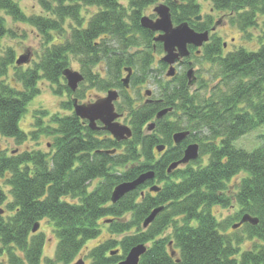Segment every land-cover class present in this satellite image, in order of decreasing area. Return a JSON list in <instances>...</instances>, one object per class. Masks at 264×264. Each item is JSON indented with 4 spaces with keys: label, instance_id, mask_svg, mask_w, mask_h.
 <instances>
[{
    "label": "trees",
    "instance_id": "trees-1",
    "mask_svg": "<svg viewBox=\"0 0 264 264\" xmlns=\"http://www.w3.org/2000/svg\"><path fill=\"white\" fill-rule=\"evenodd\" d=\"M127 1L129 8L120 0H39L52 16L46 18L28 17L16 1L0 0L1 12L37 29L46 44H52L39 64L24 72L15 67L14 55L0 61V136L15 140L17 145L42 135L54 138L49 153L28 150L8 155L0 150V178L12 197L7 204L8 195L0 188V264H42L45 236L32 231L44 220L53 224L58 240L55 260L47 259L46 264H72L89 241L101 237L102 221L110 236L90 251L92 264H119L134 247L143 244L151 247L140 264H264V137L253 152L234 146L264 126V45L257 52L242 48L224 55L221 39L212 36L194 58L197 64L205 62L216 68L215 73L209 72L213 74L211 84L202 81L192 91L181 75L158 81V96L152 104L144 103L134 110L125 101L131 108L133 132L128 141L118 143L107 132L92 131L75 114L54 117L52 125H45L37 116L32 131L22 130L20 123L27 108L40 93L38 82L61 86L71 57L81 65L84 82L102 93L111 89L126 92L122 85L126 68L139 71L131 79L130 89L134 90L143 79L156 81V75L162 74L166 65L161 61L159 70L151 67L155 61L154 34L140 24L142 12L157 0ZM211 2L219 12L235 13L231 23L243 32L256 27L258 17L264 16V0ZM166 5L175 25L188 23L196 32L211 30V17L195 22L201 12L196 0H167ZM87 8L98 12L85 23L82 11ZM67 21L72 23L69 39L55 42L59 38L53 34L62 33ZM11 35L0 15V43ZM142 45V50L130 53ZM156 47L163 52L161 44ZM11 66L14 76L8 84L4 79ZM102 66L107 69L105 79L96 72ZM63 89L73 94L67 86ZM124 100L132 98L127 94ZM65 106L73 110L72 102ZM168 108L173 112L156 121L155 131L146 134L144 127ZM180 131H189L190 136L175 146L172 137ZM192 143L200 144L198 161L169 174V167L182 160L186 146ZM162 144L167 149L158 154L156 147ZM113 150L114 154L109 153ZM204 156L208 163L201 166ZM147 172H154L155 179L112 204L116 186ZM96 181L97 186L89 192ZM154 184L161 186L159 192L144 194ZM235 205L238 211L224 222L213 214L214 207L231 209ZM159 207L163 211L144 229L145 219ZM7 212L11 213L8 217ZM128 214L130 220L125 219ZM244 215L257 218L259 223L245 224L239 228L240 234L232 227ZM169 228L172 233L166 236ZM228 229L233 232L227 234ZM133 231L135 235L121 241L114 238ZM246 239L253 244L242 252ZM171 243L177 258L170 255ZM117 248L119 254L113 255Z\"/></svg>",
    "mask_w": 264,
    "mask_h": 264
},
{
    "label": "rangeland",
    "instance_id": "rangeland-1",
    "mask_svg": "<svg viewBox=\"0 0 264 264\" xmlns=\"http://www.w3.org/2000/svg\"><path fill=\"white\" fill-rule=\"evenodd\" d=\"M18 3L20 6L22 12L28 16H42V17H52L49 13H46L42 7L40 6L39 0H14ZM196 2L201 7L200 15L206 20L208 17H211L213 19V23L216 22L220 24L217 26L215 31V36L221 39V42L224 48V55H227L231 52H235L239 49H245L248 52H257L261 46L264 45V16H259L257 19V26L248 29L246 32L241 31L236 25L234 26L231 23L232 17H237L235 13L230 12H219L215 10L213 3L211 0H196ZM120 4L125 7L129 8V3L127 0H120ZM167 0H157L156 3L146 8L142 14V17H149L150 19L155 20L157 18V15L154 13V9L160 5H166ZM98 12V9L96 8H87L83 9L82 13L85 19V23H88V21L91 19V17ZM0 15L3 16L6 20V26L8 30L12 31L11 36L5 37L1 43H0V61L1 60H7V58H10L12 55H14V64L15 67H22L23 72L28 69L35 68L36 64H39L40 60L42 59L46 47H51L52 44L47 45L46 39L37 31V29L24 24V23H18L15 22L12 17L6 15L4 12L0 11ZM70 25L72 23L70 21H67L64 31L59 34H53L54 38L56 39L55 42H64L69 39L71 35V29ZM158 34H154V36H157ZM154 44V43H153ZM143 45L138 47V49L134 48L130 50V53H134L137 50H142ZM144 49L147 50V47L144 46ZM154 52V64L151 66L152 70L159 69L158 62L164 57V52L160 53L158 48L156 47ZM153 50V51H154ZM30 55L29 63L23 64L21 66H18L17 60L20 58V56L24 55ZM195 63L194 69L196 70V76L201 79V81L206 82L208 85L212 82V76L213 74H210L209 72H214L216 68H212L210 64L207 63H201L197 64L195 60H193ZM177 68V67H176ZM70 69L74 72H79L82 74L81 65L75 59L74 57L70 58ZM106 68L105 66H102L101 68L97 69L96 72H101V78H106ZM183 71L182 69L178 70V72ZM139 71H134V73H138ZM166 72H163L162 74L156 75V82L153 79L144 80V83L139 85L137 90L134 89H124L126 92L122 93L121 90L117 89L120 92V100L116 104V109L122 110L119 111L120 114H123V117L119 120V123L127 125L131 127L130 125V117L129 113L131 112L130 105L132 109L137 110L140 108L147 99H153L156 96H158V88L157 84L158 81L164 80L168 81V79L165 77ZM14 76V68L13 66L9 67L8 69V75L4 79L6 83L10 84L12 82V78ZM127 76L126 72H123L122 78H125ZM135 76V75H134ZM162 76V77H161ZM138 79H140L139 76H137ZM139 81V80H138ZM19 89H22V85H17ZM67 86L66 80L61 81V86L59 85H51L46 80H40L37 84V89L40 91L39 95H37L33 101L29 104L27 108V112L24 115L20 126L22 130L25 132H29L33 130L35 121H37V116H41L42 119H44L45 125H52L51 121L54 117H67L71 116L75 113L74 109L67 110L65 104H68L69 102H72L73 99H78L80 104H90L95 102L100 97H105L106 92L102 93L98 90V87H93L92 85L84 82L82 86L79 87L78 92L69 94L66 92L63 88ZM62 88V90H61ZM61 90V93H58ZM194 90V89H193ZM137 91V92H136ZM146 91L152 92V95L147 96L145 94ZM128 94V97L132 98V104L129 100H124L125 95ZM79 95V96H78ZM138 98H141L142 100H138ZM125 101L130 103V105L125 104ZM154 120L150 121L145 127L144 132L146 134H151V132H148L147 127L149 124H151ZM132 128V127H131ZM264 137V126L260 127L256 131L248 134L247 136L241 138L240 140L236 141L234 143V146L237 149H242L247 152H253L254 150L258 149L262 145V139L261 137ZM54 138L47 137V136H40L38 140H32L29 139L26 143L22 145H17L15 140L13 139H7L0 136V150L5 151L8 155H14L16 153H22L24 151H42L44 153H49L51 151V146L53 145ZM197 144V143H192ZM200 145V144H199ZM159 154V153H158ZM198 161V160H197ZM208 163V157L204 156L202 157V164L201 166H205ZM130 166H127L123 168V171L128 170ZM185 167V166H182ZM180 167V168H182ZM243 174L240 176L236 181H239L241 177H244ZM235 181V182H236ZM234 182V183H235ZM98 181L93 182L89 188V192H92L94 188L97 186ZM158 187H161L158 184ZM233 185V182H232ZM152 187V186H151ZM146 189L144 194L151 193L150 188ZM0 188L3 189L6 194L8 195V201L7 204L12 202V197L10 194V188H7L4 185V180L0 178ZM3 209H6V206L3 207ZM213 214L217 218L219 222H224L227 220V218L232 217L236 214L238 211V207L235 205L234 208L231 209H222L220 207H214L212 209ZM11 213L7 212L6 216H10ZM131 215L128 214L125 219L130 220ZM102 228V235L97 240H91L87 243L86 247L81 256L76 258L75 261L72 264H75L79 259H83L85 261V264H92L93 261L89 259V253L90 251L96 247L99 243L105 241L109 238L107 224L105 221H102L101 223ZM236 231V230H233ZM231 229H228L227 234H230L233 232ZM40 234H43L45 236V246L43 250V257H42V264H46V260H55V252L57 247V238L54 234V226L49 221H43L40 225ZM172 233V229L169 228L166 231V236ZM238 233H242V229H238ZM135 235V231L123 234V235H117L115 236V240L121 241L125 237L133 236ZM251 241H248L247 239L244 241V244L241 246V251H246L248 248L252 247ZM147 249L151 247V244L146 245ZM116 250H120V248H117Z\"/></svg>",
    "mask_w": 264,
    "mask_h": 264
},
{
    "label": "water",
    "instance_id": "water-1",
    "mask_svg": "<svg viewBox=\"0 0 264 264\" xmlns=\"http://www.w3.org/2000/svg\"><path fill=\"white\" fill-rule=\"evenodd\" d=\"M154 12L158 15L157 20H152L149 17H143L141 19V26L145 30H149L151 32H159L161 35L156 39L157 42H161L164 47V51L166 53L163 58V62L170 66V70L167 74L168 77H173L175 74V68L173 67L180 59L187 57L189 55L188 46L192 45L196 48H201L204 43L209 41V33H197L193 29L190 28L188 23H183L178 26H174L172 22L170 9L165 5L158 6ZM201 20V17L198 18ZM29 63V56L24 55L20 56L17 60V65L21 66L23 64ZM129 75L123 81L125 86H128L131 76V70H128ZM64 76L68 82V87L75 92L78 89V86L81 82H83L84 77L72 70H66L64 72ZM191 79L193 76V71H190L188 74ZM195 80H190V85H193ZM147 95H151V92H147ZM119 94L116 91L108 92L107 97L98 99L95 103L88 105H80L77 100L74 101V109L77 117L82 118L84 120H88L90 122V127L92 129H96L97 122H101L103 124V130L108 131L112 134V136L118 140L123 141L132 137V131L124 125L116 122L119 119V115L116 113L114 103L118 100ZM169 110H163L158 113L157 118H163ZM155 124H151L149 126V131L154 130ZM189 136V132H180L176 133L173 136L174 142L176 145H180L187 137ZM165 150V146L161 145L157 147V151L159 153ZM199 157V146L197 144L189 145L184 153V157L181 161L172 164L169 168V173L173 170H176L181 165H187L191 161L197 160ZM154 172H148L140 175L137 179L131 182H124L118 185L112 195V202L116 204L122 198H124L127 194L137 190L140 186L145 184L148 180L154 179ZM152 191H158L156 187L152 188ZM163 210V208H157L154 210L149 217L144 222V228H147L158 216V214ZM252 224L257 225L259 220L257 218H253L250 215L243 216L240 223L233 226V229H239L243 224ZM39 224L33 229V233H36L39 230ZM147 252V248L144 245H139L133 248L126 259L120 264H139L140 258ZM117 254V252H115ZM172 257H175L176 253L174 251L171 252ZM76 264H85L83 260H80Z\"/></svg>",
    "mask_w": 264,
    "mask_h": 264
},
{
    "label": "flooded vegetation",
    "instance_id": "flooded-vegetation-1",
    "mask_svg": "<svg viewBox=\"0 0 264 264\" xmlns=\"http://www.w3.org/2000/svg\"><path fill=\"white\" fill-rule=\"evenodd\" d=\"M203 21H204V19H203ZM213 27L214 26L212 25V28H211L212 32H210L211 34L216 31V28H213ZM213 30H215V31L213 32ZM162 49H163V47H162ZM189 52H190V56L187 59L181 60V61H179V63H177V65H176L177 68H176L175 74L173 76L174 77L173 79L178 78L181 75H183L186 78L187 83L189 82L188 72H189V70L191 68H193V66H192V64L194 63L193 60H194L195 57H199L200 56L201 50H198V49L192 50V47H189ZM198 52H200V54ZM160 61H162V59ZM186 64L188 65L187 68L185 67ZM168 68H169V66L166 65V68L162 67V70L161 71L162 72H165V71L168 70ZM179 69L180 70L182 69L183 71L178 72ZM157 70H159V69H157ZM194 76H195V79L197 80L198 77L196 76V70H194ZM171 79L172 78H169L168 80L171 81ZM188 86H189V84H188ZM152 100H156V99L154 98ZM80 260H83V259H80ZM84 263H85V261H84Z\"/></svg>",
    "mask_w": 264,
    "mask_h": 264
},
{
    "label": "bare ground",
    "instance_id": "bare-ground-1",
    "mask_svg": "<svg viewBox=\"0 0 264 264\" xmlns=\"http://www.w3.org/2000/svg\"><path fill=\"white\" fill-rule=\"evenodd\" d=\"M26 65H27V64H26ZM133 181H134V180H133ZM119 185H120V184H119ZM140 187H141V186H140ZM140 187H139V188H140ZM152 187H153V188L156 187V189L160 190V187H158L157 185H153Z\"/></svg>",
    "mask_w": 264,
    "mask_h": 264
}]
</instances>
